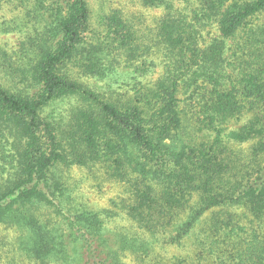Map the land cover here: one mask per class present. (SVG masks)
Instances as JSON below:
<instances>
[{"label": "trees", "instance_id": "obj_1", "mask_svg": "<svg viewBox=\"0 0 264 264\" xmlns=\"http://www.w3.org/2000/svg\"><path fill=\"white\" fill-rule=\"evenodd\" d=\"M126 1L159 13L0 0V229L27 264H264V0Z\"/></svg>", "mask_w": 264, "mask_h": 264}, {"label": "rangeland", "instance_id": "obj_2", "mask_svg": "<svg viewBox=\"0 0 264 264\" xmlns=\"http://www.w3.org/2000/svg\"><path fill=\"white\" fill-rule=\"evenodd\" d=\"M92 1V0H91ZM93 6L95 9V14L98 13V6L100 0H94ZM109 7H119L124 9V11L130 13L136 10L137 14H142L146 19L155 16L158 11L147 10L144 8L137 9L133 7L126 0H108ZM18 42L17 36H12L8 40V48L13 49ZM158 73L154 75L156 77ZM96 83V82H93ZM102 82H97V86L101 87ZM73 181L79 184V194L82 198L90 203L95 208L101 207H112L113 201L119 200L122 195V187L117 183L112 182H102L95 179L93 176H89L85 171L74 169L72 171ZM101 182L102 185L99 183ZM125 223V221H123ZM17 235L13 233L12 230L5 229L4 227L0 229V264H27L25 258L14 253V238ZM128 264H135L134 261L128 257L126 258Z\"/></svg>", "mask_w": 264, "mask_h": 264}]
</instances>
